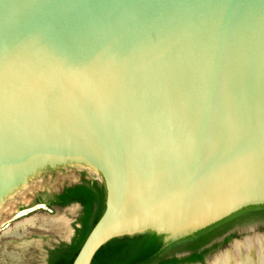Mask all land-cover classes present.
Listing matches in <instances>:
<instances>
[{"label":"water","instance_id":"obj_1","mask_svg":"<svg viewBox=\"0 0 264 264\" xmlns=\"http://www.w3.org/2000/svg\"><path fill=\"white\" fill-rule=\"evenodd\" d=\"M82 181L105 204L71 264L264 205V0H0V221Z\"/></svg>","mask_w":264,"mask_h":264},{"label":"trees","instance_id":"obj_2","mask_svg":"<svg viewBox=\"0 0 264 264\" xmlns=\"http://www.w3.org/2000/svg\"><path fill=\"white\" fill-rule=\"evenodd\" d=\"M36 200L37 203H43L48 207H65L73 203L81 205L82 211L78 218L80 227L75 229L73 239L69 243L60 242L48 251L47 264H71L86 235L104 209V186L96 181H82L80 184L64 188L58 194L38 195ZM244 210H251L252 215L264 217V205L249 206L176 241L165 242L162 235L152 232L114 238L96 252L91 264H153L156 261L157 264H179L201 260L202 253H196L197 249L220 233V228H226V225L240 218ZM189 242L193 243V246H190L194 251L192 255L182 259L174 257L164 259L162 256L166 250Z\"/></svg>","mask_w":264,"mask_h":264},{"label":"rangeland","instance_id":"obj_3","mask_svg":"<svg viewBox=\"0 0 264 264\" xmlns=\"http://www.w3.org/2000/svg\"><path fill=\"white\" fill-rule=\"evenodd\" d=\"M69 170L48 169L44 175L53 180L56 174H67ZM77 172L90 180L96 178L89 176L84 171ZM78 178L74 176L72 180H78ZM34 180L40 181L41 178ZM48 186V181L43 183V188L48 189ZM33 195L35 200L31 204L19 203L17 209L13 211L14 213L12 212L14 218L9 220L6 225L4 224L7 217L4 214L2 216L0 221V264H47L48 251L60 242L65 240L70 242L75 235V229L80 227L78 218L82 211L81 207L74 204L65 207H48L43 203L33 206L37 202L38 194L34 191ZM41 197L44 198V196ZM39 204L43 207H37ZM20 211L22 212L17 214ZM59 219L61 222L58 221ZM245 241L264 242V217L257 215L243 217L236 225L230 238L206 255V264H220L223 256L227 254L232 256L234 262L238 261L233 254L234 250Z\"/></svg>","mask_w":264,"mask_h":264},{"label":"flooded vegetation","instance_id":"obj_4","mask_svg":"<svg viewBox=\"0 0 264 264\" xmlns=\"http://www.w3.org/2000/svg\"><path fill=\"white\" fill-rule=\"evenodd\" d=\"M251 213H252L251 210H244L241 213L240 218L236 219L231 224L226 225V228L225 227L220 228L219 230L221 231L220 233H218L216 236H213L211 240L205 243L204 245H201L196 251V253H202L201 260H198L195 262H180L179 264H206L205 262L206 255L214 248L225 243L226 240L229 239L230 236L235 231V227L238 224V222L243 217L251 216L253 214ZM190 246H193V243H190V242L185 243L182 246H179L177 248L166 250L165 252H163L162 256H164V259H170L172 257L177 258V259H182V258L188 257L194 253V251L192 250V248H190ZM153 264H157V261Z\"/></svg>","mask_w":264,"mask_h":264},{"label":"bare ground","instance_id":"obj_5","mask_svg":"<svg viewBox=\"0 0 264 264\" xmlns=\"http://www.w3.org/2000/svg\"><path fill=\"white\" fill-rule=\"evenodd\" d=\"M37 207L42 208L43 205L39 204ZM9 210L7 207H2L1 212L7 217V214ZM22 211L17 212V214H20ZM7 219V218H6ZM61 222V220H58ZM9 220L5 222L8 223ZM68 231V230H67ZM66 233V232H65ZM69 234V233H67ZM68 236V235H67ZM233 253V252H232ZM236 260L238 261H233L232 256L230 254H227L223 256L220 264H264V242H242L241 246H238L235 250L234 253ZM232 254V255H233ZM233 255V256H234Z\"/></svg>","mask_w":264,"mask_h":264}]
</instances>
